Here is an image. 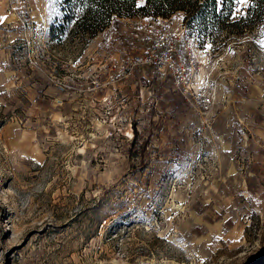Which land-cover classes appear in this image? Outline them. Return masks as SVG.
Returning <instances> with one entry per match:
<instances>
[{"label":"rangeland","instance_id":"374dc122","mask_svg":"<svg viewBox=\"0 0 264 264\" xmlns=\"http://www.w3.org/2000/svg\"><path fill=\"white\" fill-rule=\"evenodd\" d=\"M60 1L0 0V264H264V0L193 26L207 111L106 82L149 16L88 37Z\"/></svg>","mask_w":264,"mask_h":264},{"label":"built area","instance_id":"2783aa9c","mask_svg":"<svg viewBox=\"0 0 264 264\" xmlns=\"http://www.w3.org/2000/svg\"><path fill=\"white\" fill-rule=\"evenodd\" d=\"M136 47L123 48L121 57L109 65L106 82L113 85L132 76L135 70L150 69L160 80L169 79L186 99H195L201 110L213 106L212 84L208 74L197 81L195 62L197 37L182 19L149 16L131 26Z\"/></svg>","mask_w":264,"mask_h":264},{"label":"trees","instance_id":"16d2710c","mask_svg":"<svg viewBox=\"0 0 264 264\" xmlns=\"http://www.w3.org/2000/svg\"><path fill=\"white\" fill-rule=\"evenodd\" d=\"M62 23L73 20V33L81 31L93 37L110 24L118 25L121 17L140 12L147 16H170L176 10L185 11L183 22L195 33L193 26L204 32L209 25L228 20L233 9L232 0H222V13H217L216 0H145L136 6V0H61ZM77 9H82L77 11ZM250 11L251 7L248 8ZM213 22V23H211Z\"/></svg>","mask_w":264,"mask_h":264},{"label":"snow or ice","instance_id":"6c2138e0","mask_svg":"<svg viewBox=\"0 0 264 264\" xmlns=\"http://www.w3.org/2000/svg\"><path fill=\"white\" fill-rule=\"evenodd\" d=\"M217 5H220L222 3V0H216ZM232 3L237 5V7L234 9L233 15H241L242 14V7L247 6L248 0H232ZM82 9H77V11H81ZM217 11H219V7L217 8ZM4 19L6 17H0V23H3ZM261 47H264V44L261 45Z\"/></svg>","mask_w":264,"mask_h":264},{"label":"bare ground","instance_id":"6f19581e","mask_svg":"<svg viewBox=\"0 0 264 264\" xmlns=\"http://www.w3.org/2000/svg\"><path fill=\"white\" fill-rule=\"evenodd\" d=\"M195 50H197V49H195ZM198 64H199V70H198V73L196 75L197 81H199V80L202 79V77L204 76V73L206 71V69H205L206 67H204L205 65L203 66V69H201L202 66H200L201 65V62L199 60H198Z\"/></svg>","mask_w":264,"mask_h":264},{"label":"crops","instance_id":"0c3cea01","mask_svg":"<svg viewBox=\"0 0 264 264\" xmlns=\"http://www.w3.org/2000/svg\"><path fill=\"white\" fill-rule=\"evenodd\" d=\"M143 1H144V0H143ZM143 1H142V2H143Z\"/></svg>","mask_w":264,"mask_h":264}]
</instances>
